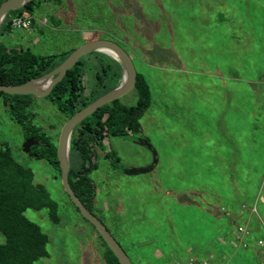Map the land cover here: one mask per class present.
<instances>
[{"label": "rangeland", "instance_id": "obj_1", "mask_svg": "<svg viewBox=\"0 0 264 264\" xmlns=\"http://www.w3.org/2000/svg\"><path fill=\"white\" fill-rule=\"evenodd\" d=\"M43 1L33 14L36 25L27 33L13 31L11 43L63 57L85 42L111 40L149 85L151 104L139 133L106 136L88 175L95 186L92 213L132 263L196 257L264 264L261 248L253 247L264 235V0ZM42 17L46 25L38 24ZM82 63L89 92L94 72L109 61L89 54ZM137 99L133 89L116 100L129 106ZM29 110L45 133L40 137L57 146L65 115L45 97H33ZM135 139L154 148V166L151 152ZM24 141L0 99V146L10 147L58 205L57 224L47 209L25 211L48 237V257L35 264H106L97 232L76 211L57 172L22 152ZM107 152L118 162L112 165ZM237 226L250 230L248 249L233 237Z\"/></svg>", "mask_w": 264, "mask_h": 264}, {"label": "trees", "instance_id": "obj_2", "mask_svg": "<svg viewBox=\"0 0 264 264\" xmlns=\"http://www.w3.org/2000/svg\"><path fill=\"white\" fill-rule=\"evenodd\" d=\"M3 1L0 0V4ZM43 2V0H32L21 9L11 11L0 25V85H21L30 79L38 78L57 67L73 51L63 54V57L41 56L33 53L29 46H24L25 44L11 43L9 39L12 33L11 18L24 17V12H27V17L34 18V11L39 9ZM91 55L107 58L109 63H101L99 69L94 72V87L89 92H85L82 84V60L85 56L65 73L45 97L56 104L58 111L63 113L66 119L114 89L121 81L122 72L117 61L100 52ZM134 90L138 96L134 105L124 106L118 100H114L82 120L71 135L68 182L75 195L91 213L95 186L88 175L96 170L98 165L96 149L104 146L106 136L126 137L139 133V120L151 104L149 85L144 76L137 71ZM33 97L0 92L2 106L11 121L22 128L24 139L38 140V145L31 147L30 151L34 155L32 157L45 160L60 177L56 145L47 138L48 142H46L45 136L40 137L45 133L32 123L33 114L29 108ZM34 149L39 151L34 152ZM108 155L107 152L105 157L110 159L112 165L118 162L114 153ZM94 157L96 162L93 160ZM57 208V203L46 188L34 183L32 170L17 162L10 147L2 144L0 146V264H35L37 260L48 257L46 250L48 237L37 224L25 216V211L47 209L50 220L57 224L59 222ZM75 209L78 211L77 208ZM98 237L106 249V264H119L101 237L99 235ZM221 243V240L216 239V244L221 245Z\"/></svg>", "mask_w": 264, "mask_h": 264}, {"label": "water", "instance_id": "obj_3", "mask_svg": "<svg viewBox=\"0 0 264 264\" xmlns=\"http://www.w3.org/2000/svg\"><path fill=\"white\" fill-rule=\"evenodd\" d=\"M32 0H4L0 4V25L4 18L11 12L21 9L25 4ZM100 52L103 53L115 61H117L121 67V81L112 90L103 94L84 108L77 111L71 117L66 119L62 124L58 136L56 146V156L60 168V182L64 192L69 197L75 208L78 209L83 219L89 222L97 234L104 241L108 249L118 260L119 264H133L128 255L122 249L120 244L113 238L106 226L89 211V209L81 202V200L75 195L68 182V172L70 169V140L71 135L75 127L85 118L93 114L97 109L102 106L126 95L134 89L136 81V69L132 58L129 54L117 43L111 40L98 39L85 42L75 48L57 67L50 72L38 77L33 78L21 85H0V92L9 95H22V96H34L38 98H44L48 96L52 88L63 78L65 73L71 69L76 62L87 56L88 54ZM140 145L143 144L152 154L153 166L156 164V151L148 142H144L139 139L137 141ZM38 145V140L29 138L22 144V152L30 157L34 156L31 153V147ZM95 161V157L93 158ZM152 168L141 169H128L124 173L126 175H137L150 171Z\"/></svg>", "mask_w": 264, "mask_h": 264}, {"label": "built area", "instance_id": "obj_4", "mask_svg": "<svg viewBox=\"0 0 264 264\" xmlns=\"http://www.w3.org/2000/svg\"><path fill=\"white\" fill-rule=\"evenodd\" d=\"M34 21V22H33ZM46 18H41V20L38 22L39 25H46L47 23ZM35 22L37 23L35 17H22V16H14L11 18L10 21V29L13 31L18 30L22 32H29L33 26L35 25ZM225 215H228L227 212ZM250 234L249 228L246 226H237V228L233 231V237L237 241V243L240 245L241 248L245 249L247 248V242L245 240V237ZM256 244L259 248L264 250V237L258 239L256 241ZM172 264H217V263H212L210 261H206L204 259H199L196 257L193 258H187L182 261H177Z\"/></svg>", "mask_w": 264, "mask_h": 264}, {"label": "crops", "instance_id": "obj_5", "mask_svg": "<svg viewBox=\"0 0 264 264\" xmlns=\"http://www.w3.org/2000/svg\"><path fill=\"white\" fill-rule=\"evenodd\" d=\"M237 211H238V210H237ZM237 211H236V212H237ZM242 214H243V212L240 211V212H239V215H240L241 218H242V216H243ZM249 235H250V234H249ZM251 235H252V231H251ZM263 236H264V235H261L260 237H256V238L254 239L255 244H256V241H257L258 239L262 238ZM254 241H253V242H254ZM246 242H247V249H248V248L250 247V242H249V244H248V240H246ZM253 247H257V249H260V248L257 246V244H256V246L254 245ZM258 251H260V252L262 251V252L264 253V250H262V249H260V250H258ZM222 262H223V261L221 260L220 263H217V264H223Z\"/></svg>", "mask_w": 264, "mask_h": 264}, {"label": "flooded vegetation", "instance_id": "obj_6", "mask_svg": "<svg viewBox=\"0 0 264 264\" xmlns=\"http://www.w3.org/2000/svg\"><path fill=\"white\" fill-rule=\"evenodd\" d=\"M25 140H26V139H25ZM138 140H139V139H137V140L135 139V142H134V143H136L137 145H140V144L137 142ZM141 140H142V139H141ZM142 141H143V143H144V142H147V141H145V140H142ZM141 145L144 146L143 144H141ZM152 167H153V166H152Z\"/></svg>", "mask_w": 264, "mask_h": 264}, {"label": "bare ground", "instance_id": "obj_7", "mask_svg": "<svg viewBox=\"0 0 264 264\" xmlns=\"http://www.w3.org/2000/svg\"><path fill=\"white\" fill-rule=\"evenodd\" d=\"M113 59V58H112Z\"/></svg>", "mask_w": 264, "mask_h": 264}]
</instances>
